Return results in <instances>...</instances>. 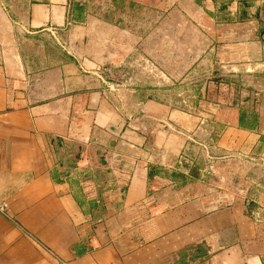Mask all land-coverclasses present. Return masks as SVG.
<instances>
[{
	"label": "crops",
	"instance_id": "1",
	"mask_svg": "<svg viewBox=\"0 0 264 264\" xmlns=\"http://www.w3.org/2000/svg\"><path fill=\"white\" fill-rule=\"evenodd\" d=\"M251 1L246 12L225 9L234 20L218 54L247 76L264 65V0ZM70 7L0 0V264H264L244 202L197 195L196 181L164 174L203 135L195 118L147 100L133 119L102 62L55 63L40 40L68 24ZM83 22L74 28L85 40ZM235 111L217 146L251 150L263 120L242 129Z\"/></svg>",
	"mask_w": 264,
	"mask_h": 264
},
{
	"label": "rangeland",
	"instance_id": "2",
	"mask_svg": "<svg viewBox=\"0 0 264 264\" xmlns=\"http://www.w3.org/2000/svg\"><path fill=\"white\" fill-rule=\"evenodd\" d=\"M235 4L246 12L252 1L70 0L68 24L40 42L55 63L70 55L102 62L108 90L122 110L134 114L133 119L144 117L142 105L136 102L147 100L195 118V132L203 135L190 138L187 156L164 174L179 184L186 178L196 181L197 195H216L224 204L244 202L258 226L264 255V136L251 150L217 146L220 133L230 123L226 117L230 119L234 110L244 114L246 125L255 126L261 120L264 124V65L247 76L219 62L221 35L234 20L225 9ZM83 21L85 40L74 28ZM72 34L80 35L79 42H70ZM169 121L160 124L185 132L173 129Z\"/></svg>",
	"mask_w": 264,
	"mask_h": 264
},
{
	"label": "trees",
	"instance_id": "3",
	"mask_svg": "<svg viewBox=\"0 0 264 264\" xmlns=\"http://www.w3.org/2000/svg\"><path fill=\"white\" fill-rule=\"evenodd\" d=\"M78 7H79V9H81L80 6H78ZM242 18H244V15L242 16ZM76 19H78V18H76ZM245 121H246V118H245L244 114H242L240 116V120H239L240 128H242V129H253L254 128V126H252V125H246Z\"/></svg>",
	"mask_w": 264,
	"mask_h": 264
},
{
	"label": "built area",
	"instance_id": "4",
	"mask_svg": "<svg viewBox=\"0 0 264 264\" xmlns=\"http://www.w3.org/2000/svg\"><path fill=\"white\" fill-rule=\"evenodd\" d=\"M77 168H79V166H77ZM84 184H85V181H82L81 185L84 186ZM0 212L5 213L6 212V208L5 207H0Z\"/></svg>",
	"mask_w": 264,
	"mask_h": 264
}]
</instances>
